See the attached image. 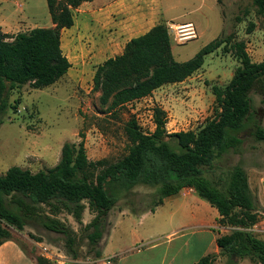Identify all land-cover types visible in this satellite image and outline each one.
I'll use <instances>...</instances> for the list:
<instances>
[{
    "label": "rangeland",
    "instance_id": "374dc122",
    "mask_svg": "<svg viewBox=\"0 0 264 264\" xmlns=\"http://www.w3.org/2000/svg\"><path fill=\"white\" fill-rule=\"evenodd\" d=\"M160 1L163 23L169 30L173 55L177 62L191 60L203 47L217 38L229 39L230 43L206 56L202 69L184 85L166 86L159 90L162 93L157 98L153 96L130 103L116 112H109L107 106L101 103V93L93 89L97 64L91 60L93 53L88 50L89 44H84V39L76 43L71 39V46L75 45L79 54L85 55L83 60L73 65L69 74L54 85L42 90H34L27 85L19 93L13 94L11 102L19 100L17 113L9 110L6 115L0 116V175H5L12 167L28 170L32 174L47 171L60 163L66 144L78 145L81 141H84L89 162H117L128 154L132 146L125 131L129 120L137 119L144 132L153 133V110L159 106L167 107L172 113V118H167L171 125L166 124L169 134H173L169 132L173 130L196 131L216 115L217 104L213 87L224 88L228 85L241 64L236 45L245 44L252 62L264 61V18L257 14L254 0H222L221 4L216 0ZM4 9V15L16 20V27L10 32L11 35L19 30L28 32L34 28H49L52 25L47 0H0V13ZM76 11L74 18L78 15ZM172 23H193L199 38L184 45L176 44L170 30ZM252 24L254 27L249 31ZM65 52L68 53L67 48ZM166 97L170 98L169 103L165 102ZM249 98L255 117L241 134L243 142L215 163L210 176L214 180H226L234 167L246 171L250 193L258 209V222L252 231L257 238L264 240V142L256 141L250 136V130L255 126L264 127V79L251 89ZM154 194L155 190L139 186L120 200L109 212L103 238L94 249L87 238L91 230L87 231L86 228L95 219L97 212L92 211L87 201L83 202L85 210L81 221L62 203L54 202L50 205H32L30 213L25 216L26 224L21 229L1 219L0 225L10 231L11 238L32 258L42 257L56 264H105L106 258L113 259L112 256L116 254L122 255L110 260L111 264H116L125 257L128 260L124 264H173L172 257L175 254L178 262L189 263L200 258L203 247L212 252L208 247V237L202 240L200 234L210 221H214L211 213L204 212L198 204L193 203L197 208L196 220H190L183 213H178L170 221L169 216L162 214L178 210L173 202L181 201L182 197H177L173 202H167L158 216L151 213L142 221L133 216L131 226L127 227L128 231L115 237L105 251L104 258L103 241L111 229L112 217L123 211L135 216L151 212L143 211L152 205ZM195 197L200 203L209 206L207 201L199 196ZM21 200L10 199L9 207L13 210L25 208L28 202ZM43 217L61 222L74 233L79 258L73 259L67 254L65 237L46 229L40 221ZM213 225L215 228L210 230L216 236L227 235L235 230L231 225H221L219 220ZM177 229L182 230L178 232L179 237L174 239L169 256L163 262L162 255L166 245L170 243L167 242L166 235ZM196 239H199V243L193 249ZM155 244L161 245L159 250L150 252V247ZM189 244L192 247L190 253L186 252ZM138 249H141V253L136 252ZM180 249L182 251L178 255ZM97 252L101 255L100 258L96 256ZM212 256L215 257L214 264H229V257L222 250L220 255ZM236 260L239 264H259L247 258Z\"/></svg>",
    "mask_w": 264,
    "mask_h": 264
},
{
    "label": "trees",
    "instance_id": "16d2710c",
    "mask_svg": "<svg viewBox=\"0 0 264 264\" xmlns=\"http://www.w3.org/2000/svg\"><path fill=\"white\" fill-rule=\"evenodd\" d=\"M91 1L47 0L54 28H34L11 35L0 27V116L9 110L17 113L19 100L11 102V98L25 86L42 90L67 75L71 64L61 47V32L74 25V12ZM218 2L221 4L222 0ZM253 5L264 18V0H254ZM253 27L250 25L249 31ZM228 43L229 39L217 38L194 58L180 63L174 58L167 26L158 24L130 40L123 54L99 66L93 78V89L101 93V103L107 110L116 112L153 95L163 86L184 82L202 69L206 56ZM236 49L241 64L228 85L213 87L216 115L199 129L169 134L167 113L158 107L154 109L153 133L144 132L137 119L129 120L125 131L132 146L117 162H89L84 141H81L78 145L66 144L60 163L47 171L32 174L12 167L5 175H0V219L21 229L32 205L57 202L81 221L85 210L83 202L87 201L92 211L97 212L86 228L91 230L87 238L94 249L103 238L109 212L136 187L155 190L152 205L143 212H154L168 197L193 188L200 198L217 209L221 225L235 227L230 234L216 240L217 246L228 255L229 264H239L237 258L264 264V240L252 231L258 222V209L250 193L246 171L234 167L226 180H214L210 176L215 163L243 142L241 134L255 117L249 92L264 79V61L252 62L244 43H238ZM250 136L264 142V127L255 126ZM14 198L28 203L25 208L13 210L8 202ZM40 219L46 229L65 237L69 256L80 257L72 231L55 219ZM11 237L10 231L0 225V246L12 241ZM96 256L101 257L98 252ZM33 259L36 264H56L42 257ZM214 263L215 257L209 255L196 264Z\"/></svg>",
    "mask_w": 264,
    "mask_h": 264
},
{
    "label": "crops",
    "instance_id": "0c3cea01",
    "mask_svg": "<svg viewBox=\"0 0 264 264\" xmlns=\"http://www.w3.org/2000/svg\"><path fill=\"white\" fill-rule=\"evenodd\" d=\"M219 4L218 0H216ZM6 10H2L0 13V27L5 33L10 34L12 30L15 29L16 25L11 18H8L6 15ZM76 13L78 14L75 17L74 25L70 29H63L61 32V47L64 55L68 58L71 68L73 65L81 62L83 60L82 54H79L76 46H71L72 40L76 43L78 40L84 39L86 42L84 44L88 45V49L92 54V62L97 64L95 72L99 66H101L105 61L110 58H115L123 54L124 49L127 43L137 37H140L147 32H149L154 26L163 23V9L160 0H93L91 2H86L77 9ZM181 24V23H178ZM55 25H52L49 28H54ZM32 30V29H31ZM21 30L15 34L20 33ZM25 32V31H23ZM72 39V40H71ZM79 42V41H78ZM73 43V44H74ZM79 46V48H81ZM87 47V46H86ZM67 48L68 53L66 54L65 49ZM82 55V56H81ZM263 62V61H262ZM69 71L67 74H69ZM200 71V70H199ZM197 73V72H196ZM195 73V74H196ZM194 74V75H195ZM95 75V74H94ZM189 77L182 83L170 84L172 86L184 85L189 80H192L193 76ZM169 86V85H166ZM163 86L162 88L166 87ZM162 88L156 90L153 95L146 97L147 98H157V95H161L162 92H159ZM141 99L139 101H142ZM169 97L165 98V102L169 103ZM136 101V102H139ZM164 102V103H165ZM162 110L167 113L168 119L172 118V113L167 107L159 106ZM155 109V108H154ZM154 112V110H153ZM171 125V122H167V126ZM170 133H177V130L169 131ZM195 196H199L193 188H185L179 194L168 197L164 200V203L158 207L154 212H146L142 215L135 216L126 211L119 212L112 217L111 229L103 241V257L105 258V251L109 248L110 243L115 239L116 236L124 234L128 231L127 227L131 226L133 222L132 217H139L142 221L147 215L154 214L156 216L162 213V210L166 207L167 202L172 201L177 197H182L181 201L173 202L177 205L175 211L163 212L164 216H169V220L173 221L178 213H183L185 218L190 220L197 219V208L193 206V203H196L200 208L206 212L213 215V222L210 221L208 227L200 234L202 235V240L208 237V247H210L212 252H209L208 248L203 247L201 250L200 258H196L191 262H181L177 261L175 254L172 257L173 264H196L201 258L211 255H220L221 249L217 246L216 240L219 236H216L212 231L215 228L214 222L219 220L220 215L216 208L212 207L208 202L209 206L204 203H200ZM200 197V196H199ZM191 198V199H190ZM216 210V211H214ZM212 228V230H210ZM182 229H177L166 235L167 242H170L166 245V249L162 255V261L164 262L169 256L170 247L173 244L174 239L179 237L178 232ZM196 235V234H195ZM197 236V235H196ZM186 238V237H185ZM199 239H196V242L193 244V249L197 247ZM185 245L187 243L185 242ZM160 244H155L150 247V252L159 250ZM191 244L186 248V252H191ZM123 253V250H121ZM181 249L178 252V255L181 253ZM136 252L141 253V249H138ZM122 254H116L113 257H119ZM149 256V255H147ZM188 259V256L186 257ZM113 260L112 258H106V260ZM105 260V264L106 263ZM128 258H121L116 264H124ZM162 262V263H163ZM0 264H36V261L31 258L18 242L12 240L3 243L0 246Z\"/></svg>",
    "mask_w": 264,
    "mask_h": 264
},
{
    "label": "built area",
    "instance_id": "2783aa9c",
    "mask_svg": "<svg viewBox=\"0 0 264 264\" xmlns=\"http://www.w3.org/2000/svg\"><path fill=\"white\" fill-rule=\"evenodd\" d=\"M170 30L173 32L174 42L178 45H184L190 41L197 40L199 34L193 23L170 24ZM106 263L111 264L110 259Z\"/></svg>",
    "mask_w": 264,
    "mask_h": 264
}]
</instances>
